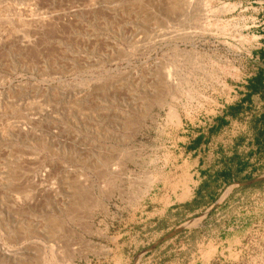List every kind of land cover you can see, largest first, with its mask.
Segmentation results:
<instances>
[{"label": "rangeland", "instance_id": "1", "mask_svg": "<svg viewBox=\"0 0 264 264\" xmlns=\"http://www.w3.org/2000/svg\"><path fill=\"white\" fill-rule=\"evenodd\" d=\"M263 46L264 0H0V264H264V181L199 195L249 124L192 148Z\"/></svg>", "mask_w": 264, "mask_h": 264}, {"label": "trees", "instance_id": "2", "mask_svg": "<svg viewBox=\"0 0 264 264\" xmlns=\"http://www.w3.org/2000/svg\"><path fill=\"white\" fill-rule=\"evenodd\" d=\"M256 65L257 71L244 84L240 98L226 106L209 127V133H202L192 146L197 148L208 143L215 133L222 131L233 120L249 124L248 131L235 138L232 155L222 157L223 166H212L202 171L204 180L199 195L208 199L217 198L236 179L252 181L264 173V46L256 52ZM191 204H186L188 211L199 206Z\"/></svg>", "mask_w": 264, "mask_h": 264}, {"label": "water", "instance_id": "3", "mask_svg": "<svg viewBox=\"0 0 264 264\" xmlns=\"http://www.w3.org/2000/svg\"><path fill=\"white\" fill-rule=\"evenodd\" d=\"M262 181H264V176H262L261 178H259V179H257V180H252V181L248 182L247 184H252V183H257V182H262ZM217 204H218V202L215 203V205H214L213 207H216ZM189 223H190V222L181 225V226L176 230V232L183 231V230L187 227V225H189Z\"/></svg>", "mask_w": 264, "mask_h": 264}]
</instances>
